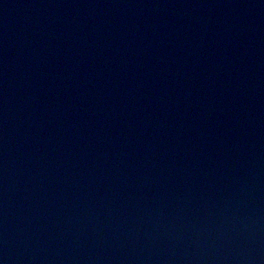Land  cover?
I'll list each match as a JSON object with an SVG mask.
<instances>
[{
  "label": "water",
  "instance_id": "95a60500",
  "mask_svg": "<svg viewBox=\"0 0 264 264\" xmlns=\"http://www.w3.org/2000/svg\"><path fill=\"white\" fill-rule=\"evenodd\" d=\"M0 264H264V0H0Z\"/></svg>",
  "mask_w": 264,
  "mask_h": 264
}]
</instances>
